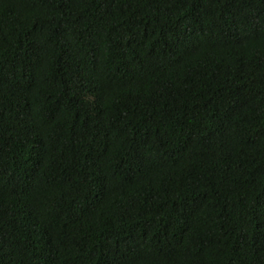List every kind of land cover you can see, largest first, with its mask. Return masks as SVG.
Masks as SVG:
<instances>
[{"label": "trees", "instance_id": "trees-1", "mask_svg": "<svg viewBox=\"0 0 264 264\" xmlns=\"http://www.w3.org/2000/svg\"><path fill=\"white\" fill-rule=\"evenodd\" d=\"M0 264H264V0H0Z\"/></svg>", "mask_w": 264, "mask_h": 264}, {"label": "clouds", "instance_id": "clouds-1", "mask_svg": "<svg viewBox=\"0 0 264 264\" xmlns=\"http://www.w3.org/2000/svg\"><path fill=\"white\" fill-rule=\"evenodd\" d=\"M184 188H185V186H184ZM161 189V187H158V191Z\"/></svg>", "mask_w": 264, "mask_h": 264}]
</instances>
